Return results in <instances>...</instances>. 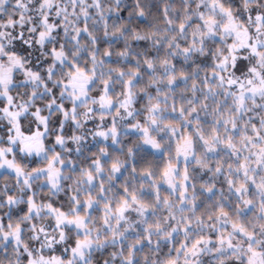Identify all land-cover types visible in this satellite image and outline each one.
Returning a JSON list of instances; mask_svg holds the SVG:
<instances>
[{
	"label": "snow or ice",
	"instance_id": "obj_1",
	"mask_svg": "<svg viewBox=\"0 0 264 264\" xmlns=\"http://www.w3.org/2000/svg\"><path fill=\"white\" fill-rule=\"evenodd\" d=\"M0 264H264V0H0Z\"/></svg>",
	"mask_w": 264,
	"mask_h": 264
}]
</instances>
